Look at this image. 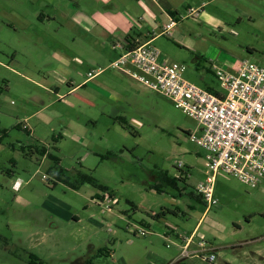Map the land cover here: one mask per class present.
I'll return each instance as SVG.
<instances>
[{"label": "rangeland", "instance_id": "rangeland-1", "mask_svg": "<svg viewBox=\"0 0 264 264\" xmlns=\"http://www.w3.org/2000/svg\"><path fill=\"white\" fill-rule=\"evenodd\" d=\"M156 1L180 12L175 30L185 39L171 32L153 46L185 68V80L221 92L214 66H264V0ZM97 13L137 20L143 29H134L133 42L144 41L148 13L157 16L155 36L166 23L152 0H0V126L8 131L0 145V264H85L92 247L102 249L94 264H170L181 241L161 231L189 237L196 228L191 252L205 242L214 264H264V185L219 174V205L204 216V202L192 198L206 178V152L190 140L198 123L111 66L126 50L114 51L120 38ZM42 149L61 161L62 174ZM181 164L188 185L177 180L159 192L156 178L179 179ZM76 172L94 185L74 186ZM162 210L178 214L154 219ZM208 255L186 261L206 264Z\"/></svg>", "mask_w": 264, "mask_h": 264}, {"label": "built area", "instance_id": "built-area-1", "mask_svg": "<svg viewBox=\"0 0 264 264\" xmlns=\"http://www.w3.org/2000/svg\"><path fill=\"white\" fill-rule=\"evenodd\" d=\"M199 13L200 10L189 11L190 16ZM177 23L169 16L162 35L171 32ZM152 42L126 50L111 66L163 95L198 123V131L190 134V140L206 152V178L196 186V193L205 204L206 217L219 205L216 198L219 174L234 177L251 189L264 185V66L247 60L233 71L214 66L222 90L215 94L185 80V68L164 60ZM115 47L124 50L122 45ZM93 77L94 74L90 73L89 78ZM181 168L184 165H180V171L189 179V173ZM19 186V182L14 185L16 189ZM109 203L110 200L106 202ZM197 230L189 237L179 234L180 257L199 258L202 254H209L204 259L206 263L214 264L217 259L213 254L215 250L208 248L205 242L190 251ZM148 232L140 228L142 235H149ZM111 233L113 236L118 234L116 230ZM168 237L164 235V238ZM176 262L171 264H178Z\"/></svg>", "mask_w": 264, "mask_h": 264}, {"label": "crops", "instance_id": "crops-1", "mask_svg": "<svg viewBox=\"0 0 264 264\" xmlns=\"http://www.w3.org/2000/svg\"><path fill=\"white\" fill-rule=\"evenodd\" d=\"M152 2L156 5V7H159L160 8V13H163L164 12V17L165 18H163V20L164 21H166V23L164 24V27L169 23V16H172L173 18L174 17H177L178 15L180 16V12H178V11H172V10H169L168 8L169 7H166V8H164V7H162V6H160V4L156 1V0H152ZM170 12H172V14L170 13ZM174 14V15H173ZM202 14H204V13H202ZM148 15L150 16V17H145V19H144V22L146 21V19L148 20V24H147V27H145L144 29L147 31V33H145V35L142 37V39H144V41L142 42V43H140V42H138V41H136V42H133L131 39H129L130 37H131V33L134 31V29L136 30V29H138V27H139V29L142 27V26H140L136 21L137 20H135V19H133L131 16H129V15H127L126 14V16H124V17H121V18H110L109 16H107V14H105V13H97V17L100 19V21H101V23L102 24H104V26L106 27V28H108V29H111L112 30V32H113V35H115L116 36V34H118L117 35V37H119L120 39L117 41V43L115 44H113V47H114V51H117V50H119V49H116V47L115 46H117V45H122L123 46V48L125 49V50H132V49H130V48H132V47H134V46H136V47H138V46H140V45H142V44H145L146 42H148V41H151V40H153V42L152 43H154L157 39H159L160 37H162V36H164V35H162L163 34V32H161L160 34H158V36H155L154 34V28H153V26H154V23L156 24V21H157V16L155 17V15L154 14H151V13H148ZM167 15H168V17H167ZM142 18V17H141ZM141 18H139V20L140 21H142V19ZM86 23L87 24H89L90 26H93L95 23H94V21L93 20H91V18H86ZM179 23V22H178ZM177 23V24H178ZM119 26V27H118ZM118 27V28H117ZM138 29V30H139ZM143 28H141L140 30H142ZM176 28H173V30L171 31L172 33H173V36L175 37V38H177V39H185V37L184 36H182V34L180 33V32H178L177 30H175ZM137 30V31H138ZM139 30V31H140ZM171 32H169L167 35H169ZM142 34L140 33L139 34V36H141ZM166 35V34H165ZM172 36V35H171ZM152 37V38H151ZM151 38V39H150ZM119 43H121V44H119ZM121 50V49H120ZM118 54H119V52H118ZM118 59L120 58V55H119V57H117ZM117 59V60H118ZM103 70H101L100 72H98V73H96V74H94V77L95 76H97V75H99L101 72H102ZM91 73V72H90ZM89 73V74H90ZM89 74H88V77H89ZM93 74V73H92ZM93 77V78H94ZM86 82H88V80H86ZM82 84H85V82L84 83H82ZM80 86H82V85H79L78 87H80ZM78 87H76V88H74L73 90H76ZM217 92H219V91H217ZM135 209H138V208H135ZM153 218V217H152ZM130 222V221H129ZM143 225H145V226H148V228H152V224L151 223H148V222H146V221H143V222H141ZM151 233V232H150ZM135 234V233H134ZM162 236H164V235H167V236H171V235H174V236H176V237H178V239H179V234L178 233H176V231L174 230V229H166V230H162L161 231V233H160ZM179 247V246H178ZM182 260H184V259H182L181 257H180V253H179V255H178V257L177 258H175V259H173V260H171V263L172 262H174V261H177V262H179V261H182ZM187 262V261H186ZM170 263V264H171ZM188 264V263H187Z\"/></svg>", "mask_w": 264, "mask_h": 264}, {"label": "trees", "instance_id": "trees-1", "mask_svg": "<svg viewBox=\"0 0 264 264\" xmlns=\"http://www.w3.org/2000/svg\"><path fill=\"white\" fill-rule=\"evenodd\" d=\"M171 14H172V12H170ZM174 15V14H173ZM136 48V46H134V47H132V48H130V49H135ZM209 91H211V92H213V93H215V94H218V92L217 91H214L213 89H209ZM117 120H119L122 124H123V127L125 128V129H129V126L127 125V123H126V121H125V118H123V117H118V118H116ZM20 125V124H19ZM19 125H17L16 126V128H18V129H21V127L19 128ZM7 134H8V131H6V130H2L1 129V126H0V145L2 144V142H3V140H4V138H6L7 137ZM41 155L43 156V157H45V156H47V154H46V149H42L41 150ZM48 156L50 157V159L54 162V164H55V169H57V168H61V167H59V165H60V160L59 159H57L55 156H53V155H51V154H48ZM47 156V157H48ZM63 173V169L61 168V174ZM73 176H71L72 178H73V180L75 179V183L73 184V183H71V178L70 177H68V178H65L64 180H65V182H69L70 184H73L74 186H80V185H83V184H89V185H94V179L92 178V177H90V176H87V175H84V174H82V173H80V172H76V174H72ZM56 176L59 178V174L56 172ZM59 179H62V178H59ZM179 181V182H183L185 185H188V181H189V179L185 176V174L183 175V176H181L179 179H174V180H170V179H168L167 178V175H165V174H163V173H161L157 178H156V182H157V184H156V189L159 191V192H162V189L163 188H166V187H176V181ZM101 190H103V189H101ZM192 198L194 199H196L198 202H203V200H202V198H201V196H195L194 194H192ZM167 214H173V215H175V216H177V214H178V212L177 211H167V210H162L160 213H158V214H156L155 216H154V219H160V218H162V217H165ZM91 251H92V253L94 254L93 255V257H91L90 259H88L86 262H85V264H94V259H95V257L96 256H98V254H101V252H102V249H98V251H99V253L97 254V252L96 253H94L95 251L93 250V247L91 248ZM31 263H33V262H31ZM33 264H35V263H33ZM178 264H187V262H186V259H184V260H182V261H179L178 262ZM206 264H211V263H206Z\"/></svg>", "mask_w": 264, "mask_h": 264}, {"label": "flooded vegetation", "instance_id": "flooded-vegetation-1", "mask_svg": "<svg viewBox=\"0 0 264 264\" xmlns=\"http://www.w3.org/2000/svg\"><path fill=\"white\" fill-rule=\"evenodd\" d=\"M114 110H115V113H114V114L118 113V111L116 110V108H115ZM118 117H121V116H117V118H118Z\"/></svg>", "mask_w": 264, "mask_h": 264}]
</instances>
